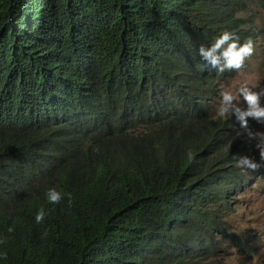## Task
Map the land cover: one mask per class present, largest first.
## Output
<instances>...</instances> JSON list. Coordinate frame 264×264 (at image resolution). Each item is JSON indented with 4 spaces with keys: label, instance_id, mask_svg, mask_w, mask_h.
<instances>
[{
    "label": "trees",
    "instance_id": "1",
    "mask_svg": "<svg viewBox=\"0 0 264 264\" xmlns=\"http://www.w3.org/2000/svg\"><path fill=\"white\" fill-rule=\"evenodd\" d=\"M263 12L264 0H0V201L11 210L0 216V264H218L232 248L251 254L227 218L262 171L235 167L254 145L236 119L208 112L228 70L198 50L225 31L254 44ZM84 135L104 145L84 172L90 187L37 224L20 199L43 194L51 143ZM130 138V154L110 150Z\"/></svg>",
    "mask_w": 264,
    "mask_h": 264
},
{
    "label": "clouds",
    "instance_id": "2",
    "mask_svg": "<svg viewBox=\"0 0 264 264\" xmlns=\"http://www.w3.org/2000/svg\"><path fill=\"white\" fill-rule=\"evenodd\" d=\"M238 38L228 31L223 32L215 38L208 48L200 47V57L213 69L223 73L228 70H239L244 66L246 59L253 55V42L249 39L243 44L237 42ZM240 97L247 104V110H242L238 104ZM264 97V89L259 92L252 91L247 87L239 89V97L231 92L222 91L220 93V103L213 117L227 119L235 116L241 129L248 131V121L253 119L259 123H264V106L261 104V98ZM146 136L148 132L141 131ZM137 134V133H136ZM249 137L256 139V148L259 150L260 162L255 161L248 156H234L235 167L241 170L258 171L264 167V133L252 134ZM133 141L122 139L113 143V148L124 154H130L128 145ZM134 143V142H133ZM53 152L42 168V174L37 180L36 186L43 187L44 192L39 200L31 202L30 193H25L26 200L18 203L19 209L35 217L37 224H42L46 218L47 211L53 206L69 207L77 206L78 200L83 198L90 187V182L85 178L84 172L89 171L91 165L95 162L96 150L104 147L100 137H90L88 135L77 136L76 140L70 142L68 139L59 144L51 143ZM137 146V145H136ZM138 151L144 150V147H138ZM191 152L188 153L191 158ZM5 201H0V216L10 215ZM12 231V229H9ZM47 236V233H44ZM2 242V241H0Z\"/></svg>",
    "mask_w": 264,
    "mask_h": 264
},
{
    "label": "rangeland",
    "instance_id": "3",
    "mask_svg": "<svg viewBox=\"0 0 264 264\" xmlns=\"http://www.w3.org/2000/svg\"><path fill=\"white\" fill-rule=\"evenodd\" d=\"M257 25L264 28V12ZM253 47V55L245 60L241 69L227 71V74H224L219 80L217 92L207 108L211 116L215 117L216 115L222 91L231 92L239 97L241 87H247L255 92L264 89V34L256 39ZM261 104L264 106V97L261 98ZM238 106L242 110H247V104L242 97H240ZM227 119L234 120L236 118L230 116ZM235 122L239 125L237 120ZM249 132L252 134L264 133V123L249 119L248 131L241 129V134L250 138ZM250 140L254 145L253 159L260 162L259 150L256 148L257 140L252 138ZM260 169L262 174L252 178L242 192L235 194L232 200L234 211L227 218L231 232L248 241L251 254L246 251L237 252L232 248L225 258L217 261L218 264H264V167ZM239 171L248 173L250 170L239 169Z\"/></svg>",
    "mask_w": 264,
    "mask_h": 264
}]
</instances>
